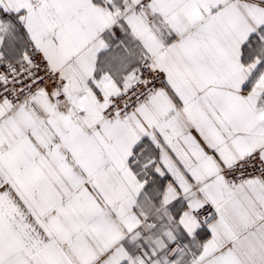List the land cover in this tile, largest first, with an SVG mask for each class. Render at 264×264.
<instances>
[{"label": "snow or ice", "instance_id": "6c2138e0", "mask_svg": "<svg viewBox=\"0 0 264 264\" xmlns=\"http://www.w3.org/2000/svg\"><path fill=\"white\" fill-rule=\"evenodd\" d=\"M0 264H264V0H0Z\"/></svg>", "mask_w": 264, "mask_h": 264}]
</instances>
